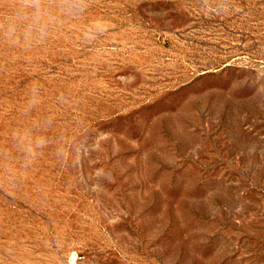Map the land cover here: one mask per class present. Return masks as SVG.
<instances>
[{
  "label": "rangeland",
  "instance_id": "374dc122",
  "mask_svg": "<svg viewBox=\"0 0 264 264\" xmlns=\"http://www.w3.org/2000/svg\"><path fill=\"white\" fill-rule=\"evenodd\" d=\"M0 264H264V0H0Z\"/></svg>",
  "mask_w": 264,
  "mask_h": 264
},
{
  "label": "clouds",
  "instance_id": "9594fccd",
  "mask_svg": "<svg viewBox=\"0 0 264 264\" xmlns=\"http://www.w3.org/2000/svg\"><path fill=\"white\" fill-rule=\"evenodd\" d=\"M21 4L25 7H34L39 11L40 0H20Z\"/></svg>",
  "mask_w": 264,
  "mask_h": 264
}]
</instances>
